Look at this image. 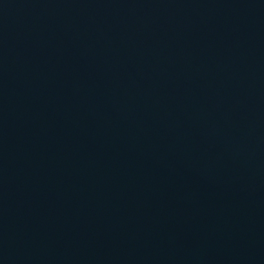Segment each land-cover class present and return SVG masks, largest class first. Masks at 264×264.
Wrapping results in <instances>:
<instances>
[{"label":"water","instance_id":"1","mask_svg":"<svg viewBox=\"0 0 264 264\" xmlns=\"http://www.w3.org/2000/svg\"><path fill=\"white\" fill-rule=\"evenodd\" d=\"M0 264H264V0H0Z\"/></svg>","mask_w":264,"mask_h":264}]
</instances>
